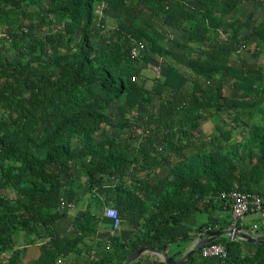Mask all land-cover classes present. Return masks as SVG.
Returning <instances> with one entry per match:
<instances>
[{"label":"trees","instance_id":"obj_1","mask_svg":"<svg viewBox=\"0 0 264 264\" xmlns=\"http://www.w3.org/2000/svg\"><path fill=\"white\" fill-rule=\"evenodd\" d=\"M254 1L264 6V0ZM241 4L0 0V32L8 36L0 38V264H22V252L14 249L22 232L30 243L48 237L35 264H55L75 252L85 224L76 218L73 233L62 237L58 224L68 209L62 201H74L81 176L88 190L118 193L120 185L105 187L107 179L124 178L131 164L114 147L134 141L144 161L139 170L150 177L152 162L159 160L169 172L116 201L121 218L141 226L142 243L125 249L115 238L114 247L100 249L91 264H124L144 247L166 254L170 244L194 239L190 232L204 236L231 229L232 191L264 200V124L254 127L247 143L229 150L220 143L231 142L232 131L222 125L200 146L192 136L216 116L243 117L264 94L262 71L232 64L235 54L253 44L264 51V21L242 20ZM110 12L120 17L112 29L104 16ZM246 32L252 37L246 39ZM135 43L146 46L142 60L132 56ZM155 57L165 74L148 89L143 71ZM229 81L238 95H226ZM155 96L161 100L158 114H147L141 123L129 117ZM151 126L160 140L140 133ZM107 128L129 129L131 135L100 139ZM8 189L13 197L5 195ZM259 231L264 234V223ZM211 244H223L228 257L204 258L195 250L183 264H264V242L224 238ZM141 257L132 264H141Z\"/></svg>","mask_w":264,"mask_h":264},{"label":"crops","instance_id":"obj_2","mask_svg":"<svg viewBox=\"0 0 264 264\" xmlns=\"http://www.w3.org/2000/svg\"><path fill=\"white\" fill-rule=\"evenodd\" d=\"M241 5L242 10L239 17L242 20H252L255 22L264 21V6L254 0H242ZM251 37V32L245 33L246 39ZM257 53L259 52L255 51V45L253 44L249 51H242L239 54H235L232 58V64L243 69H251L249 68L251 60H253V57L256 58L258 56ZM154 61L155 60L152 62ZM151 67H153V64L144 70L145 74H147V71L151 70ZM161 74L162 71H159L158 76L156 75V79L162 78L163 76ZM145 77L147 78L146 87L152 89L156 79L154 83L149 86V78L147 76ZM233 81L227 82L225 86L230 84L233 86ZM132 118L140 123L145 119L144 117ZM218 118L219 117H214L211 120L204 122L201 128L194 132V135L192 136L196 145L200 146L201 142L207 141L208 137L211 138L214 136L215 132L212 131L211 128L215 122L217 123ZM226 120L228 122V119ZM130 135V130L124 129L123 132H120L117 135H114L112 131H107L106 133H102L99 138L107 139L108 137L113 136L114 138L120 137L127 140ZM118 148L119 150H122V153L126 154L125 160L127 163L131 164L124 178L111 177V179H107L108 182H106L107 185L105 187L115 188L118 184L121 187L118 190V193L113 191L108 195L101 193L97 189L88 190V188H86L87 179L85 176H82L80 179V186L84 188L81 187L79 189L72 202L73 206L67 209L66 217L59 221V233L62 237L69 236L73 233L76 218L83 220L82 223L85 224L86 229L80 232V235L83 236L84 233L85 235L84 239L77 245V250L64 258L67 264H91L92 259L98 255L100 249H112L114 247L113 240L115 238H118L120 243L126 245L125 249H131L133 246L142 243L143 230L141 226L134 227L130 222L123 218L121 228L119 230H114L112 221L106 215V210L109 207L119 208L116 205V201H122L121 199L128 197L130 195L129 192L134 191L141 182L149 181L154 184L157 178L166 177L170 166L166 165V163H161L159 160L152 162L156 168L151 171V176L148 177L147 172L139 170L140 165L144 161L143 157L139 154L140 146L138 142L134 141L132 145L126 147H114V150H117ZM173 158L175 159V156ZM173 161L174 160L172 159V162ZM120 208L122 209V207ZM201 218H203V221H201ZM257 219H259L260 224ZM199 221L205 222L206 219L204 216H199ZM261 223H264V211L257 214L247 215L239 222L242 229H246L256 235H264L259 231V228L262 226ZM256 225L258 226V229L255 230L254 226ZM190 234L194 236V239L170 244L166 254L174 260H180L190 251L194 250L203 238V235L196 234L195 231L192 233L190 232ZM47 240L48 237L46 236L35 243H30V238L27 237L25 233H20L16 237L14 249L22 252V264H35L42 255L41 246L46 243ZM155 260L163 261L164 259L156 253L148 252L142 255L141 264H152Z\"/></svg>","mask_w":264,"mask_h":264},{"label":"rangeland","instance_id":"obj_3","mask_svg":"<svg viewBox=\"0 0 264 264\" xmlns=\"http://www.w3.org/2000/svg\"><path fill=\"white\" fill-rule=\"evenodd\" d=\"M194 4L197 5L198 3L195 2ZM145 15H148V12H145L144 16ZM104 16L107 19L108 29L114 28L117 25L119 18H120L119 15L114 12L104 14ZM170 32L172 35H175V36L180 35L181 33L180 31L174 30L173 28H170ZM143 47L144 49L146 48L145 45H143ZM255 51L259 52L257 53L258 56L256 58L253 57V60H251V63L249 66V68L251 69H246V70L262 71L261 75H259L258 77H259L260 83H262L264 87V51H258L256 49ZM140 59L142 60V57ZM154 60L155 61L151 63L153 64V67H151L150 71H147L148 75L145 74V71H143L144 75L149 78V82H148L149 86H151L154 83L156 77L159 74V71L160 72L162 71V74H161L162 76H164L165 74V65L162 64L160 57H155ZM181 70L188 73L187 69L184 67H181ZM224 90H225L226 95H232V96L238 95L240 92L239 89L232 86V84L226 85ZM160 101L161 100L159 96H155L151 102L145 103L141 107H138L133 113L132 112L129 113L130 115L129 117H131V119H133L132 117H144L146 119L147 114H151V113L158 114ZM216 117H219L217 120V123L215 122V124H213L211 128L212 131L215 132L214 136L218 135V131L216 129L218 125H222L225 127V129L232 131V141L231 142L222 141L220 143L221 147L225 150H229L232 148V146L243 145L244 143H247V141L250 140V137L252 136V132L254 131L253 130L254 127L260 124H264V94L258 99L257 106L245 111L244 116L241 118L237 117L236 115H229V114H223L221 116L219 115ZM226 119H228V122ZM107 131H112L114 135L115 134L117 135L118 133L123 132V130H121L120 128H115V129L107 128ZM140 133H143V135H150V136L152 135L155 137L156 140L159 139L158 138L159 135L158 136L156 135L157 133H155L153 126L146 128V129L144 127V129L140 130ZM214 136H212L211 138H213ZM211 138L208 137L207 141L210 140ZM5 195L9 197H13L14 191L11 189H8L5 191ZM218 214H221L224 217L228 215L227 213H218ZM254 214H257V213H254ZM248 215H251V214H248ZM204 218L207 220V216H204ZM202 219L203 218H201V221H203ZM257 221L260 224L259 219H257ZM9 255L10 253H7V255H5V258L8 259Z\"/></svg>","mask_w":264,"mask_h":264},{"label":"built area","instance_id":"obj_4","mask_svg":"<svg viewBox=\"0 0 264 264\" xmlns=\"http://www.w3.org/2000/svg\"><path fill=\"white\" fill-rule=\"evenodd\" d=\"M98 13L101 14V7L98 9ZM0 38L8 39L7 34L4 31L0 32ZM143 45H139L135 43L132 49V56L134 58L141 57V50ZM133 81L136 78H132ZM228 198L230 199L232 216L234 219V226L237 227L236 224L248 214L259 213L262 211L264 200L258 194L246 193L241 191H232L228 194ZM62 207L71 208L73 206L72 203H67L66 201H62ZM106 215L113 223L114 230H119L122 226V218L119 214V211L114 207H109L106 210ZM254 229H258V226H254ZM246 232H250L246 229H243ZM253 233V232H251ZM207 234H204L205 237ZM201 255L204 258H220L226 259L228 257L227 248L223 244H207L206 246L200 249ZM55 264H67V262L63 258H58Z\"/></svg>","mask_w":264,"mask_h":264},{"label":"water","instance_id":"obj_5","mask_svg":"<svg viewBox=\"0 0 264 264\" xmlns=\"http://www.w3.org/2000/svg\"><path fill=\"white\" fill-rule=\"evenodd\" d=\"M224 238H230L232 240H241V241H246V242H252L256 244H260L264 242V235H256L251 232H246L242 228L239 227H232L231 229L228 230H222V231H213L203 237L201 241L198 243L197 247L190 251L187 255H185L183 258L180 260H174L172 259L169 255L162 253L161 251L157 249H153L150 247H144L141 248L137 251H135L124 264H132L136 262L142 255L148 253V252H153L156 253L157 255H160L163 257V261H166L169 264H183L188 258L191 257L193 252L200 251V249L207 244L213 243L214 241L218 239H224Z\"/></svg>","mask_w":264,"mask_h":264}]
</instances>
